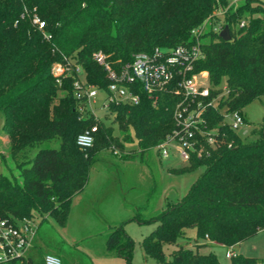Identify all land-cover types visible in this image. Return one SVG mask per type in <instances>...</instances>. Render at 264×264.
Wrapping results in <instances>:
<instances>
[{"label":"trees","instance_id":"obj_1","mask_svg":"<svg viewBox=\"0 0 264 264\" xmlns=\"http://www.w3.org/2000/svg\"><path fill=\"white\" fill-rule=\"evenodd\" d=\"M229 0H0V112L17 173L0 172V217L32 221L53 215L63 222L71 199L85 185L90 165L100 151L124 147L111 129L87 110L77 109L72 91L73 74L55 77L51 64L74 60L88 84L105 90L107 78L92 60L101 50L112 66L130 62L137 52L154 47L172 48L197 44L199 53L194 71H205L209 83L224 89L217 103L224 111L238 110L264 95V4L243 0L215 17L193 34L218 7ZM45 22L50 39L42 37L24 9ZM244 20L245 24H237ZM227 25L230 39L223 40L214 25ZM58 79V81H57ZM58 82V83H57ZM137 90V89H136ZM136 104H109L122 140L131 127L140 151L158 144L174 127L172 110L179 97L174 86L158 90L156 101L138 90ZM217 108L206 115L209 125L222 117ZM242 112V111H241ZM96 124L94 142L80 148L75 138ZM257 135L242 141L238 133L222 127L223 138L214 148L205 147L201 156L192 153L189 161L174 172L203 166L202 172L180 200L138 222H153L154 229L141 241L145 257L165 262V244H176L171 264H218L216 254L200 247L222 244L232 247L264 228V120L253 128ZM57 146H43L44 143ZM35 150L31 155V151ZM128 150L122 156L132 157ZM115 155V154H114ZM14 159V158H13ZM16 161V162H15ZM195 231L193 243H178L186 230ZM189 239V238H188ZM106 250L130 260L132 241L123 226L106 236ZM45 253L37 246L19 258L0 264H44ZM61 262L65 264V259ZM256 258L234 254L230 264H255Z\"/></svg>","mask_w":264,"mask_h":264},{"label":"rangeland","instance_id":"obj_2","mask_svg":"<svg viewBox=\"0 0 264 264\" xmlns=\"http://www.w3.org/2000/svg\"><path fill=\"white\" fill-rule=\"evenodd\" d=\"M242 1L237 0V4ZM253 1L264 4V0ZM203 75H206L209 82L207 73ZM220 85L223 86V83ZM220 85L213 86L215 92L219 90ZM222 93L223 87L219 94ZM104 96L102 92L98 93L92 103L93 109L103 125L111 129L112 135L118 137L124 147L116 155L106 149L95 157L88 169V180L84 187L73 195L70 213L63 222L53 215H46L42 221L38 216L33 217L32 222L37 229L32 245L39 247L44 253L59 256L61 260L64 258L65 264H171L170 253L176 248V244L163 246L165 262L145 257L141 241L154 229L155 224L149 221L140 223L136 218H147L172 202L180 200L202 172L203 166L183 172L172 171L173 167L186 164L179 158L178 151L169 149L166 158L160 155L156 145L141 152L131 127L125 131L129 136L128 140H122L114 116L101 108ZM241 111L246 122L238 127L237 133L242 141H249L257 135L253 128L259 127L264 120V95L245 104ZM47 145L57 146V143L43 144ZM128 150L134 151L135 154L126 159L122 155ZM34 152L35 150H32L31 155ZM20 159L22 158L19 153L14 157L10 155V144L0 112V172L17 173L13 161H21ZM105 161L111 162L112 165ZM120 225L132 241L129 261L115 251L106 250L107 234ZM194 234V229H187L185 238H179L178 243L189 245L187 241L190 240L192 244ZM209 250L216 254L218 264H230V256H226L227 251L232 255L239 253L255 257V264H264V228L232 247L215 244L210 248H199L201 252Z\"/></svg>","mask_w":264,"mask_h":264},{"label":"built area","instance_id":"obj_3","mask_svg":"<svg viewBox=\"0 0 264 264\" xmlns=\"http://www.w3.org/2000/svg\"><path fill=\"white\" fill-rule=\"evenodd\" d=\"M237 0H229L225 7H218L214 10L213 16L208 17L198 28L191 31L193 34L200 32L211 23L215 17H221L229 8H234ZM28 15L31 23L42 33V37L50 39L51 34L44 30L45 22L36 13L35 8L30 11L24 9L21 17ZM245 24L241 20L237 26ZM219 24L214 25V30H220ZM199 48L197 44L184 45L166 49L154 47L148 52H137L130 62L121 64L118 68L112 66L107 55L101 50L92 53V60L102 67L105 72L107 84L105 90L88 84L84 78V72L74 60L64 57L63 61H56L51 64V73L55 77L73 74L72 91L77 99L79 112H91L95 119H99L93 109L92 103L99 92L104 96L101 108L105 111L109 104L139 102L138 90L146 92L149 97L156 101L155 93L168 85L174 86V93L179 99L175 102L172 110L174 127L165 137L156 144L160 155L168 157L169 149L178 151L179 158L185 163L190 159L192 153L201 156L205 147L214 148L223 138L222 127H228L237 133L239 126L246 122L241 111H224L217 103L223 96L219 93H212L214 88L207 82L204 71H194V61L197 59ZM58 81V79H57ZM137 89V90H136ZM217 108L222 113L221 119L215 125H209L205 116L210 108ZM96 124L78 133L75 142L82 148L91 147L95 133ZM239 134V133H238ZM112 151L117 154L116 148ZM36 226L29 219L13 221L0 217V263L26 255L31 249ZM230 251L226 256H231ZM44 264H63L59 256L52 253L43 255Z\"/></svg>","mask_w":264,"mask_h":264},{"label":"water","instance_id":"obj_4","mask_svg":"<svg viewBox=\"0 0 264 264\" xmlns=\"http://www.w3.org/2000/svg\"><path fill=\"white\" fill-rule=\"evenodd\" d=\"M218 35L223 39V40H229L230 39V32L228 26L225 24L223 27L219 30Z\"/></svg>","mask_w":264,"mask_h":264},{"label":"crops","instance_id":"obj_5","mask_svg":"<svg viewBox=\"0 0 264 264\" xmlns=\"http://www.w3.org/2000/svg\"><path fill=\"white\" fill-rule=\"evenodd\" d=\"M105 162H107V161H105ZM103 163H104V162H103ZM107 163H108L110 166L112 165V163H111V162H107ZM107 163H106V164H107Z\"/></svg>","mask_w":264,"mask_h":264}]
</instances>
